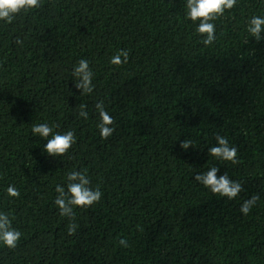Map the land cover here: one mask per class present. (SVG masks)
<instances>
[{
    "label": "trees",
    "instance_id": "obj_1",
    "mask_svg": "<svg viewBox=\"0 0 264 264\" xmlns=\"http://www.w3.org/2000/svg\"><path fill=\"white\" fill-rule=\"evenodd\" d=\"M186 4L41 0L0 21V212L21 232L16 248L0 243V264H264V40L247 32L264 0H237L212 21L208 46ZM120 50L128 63L111 64ZM81 59L93 71L91 94L75 87ZM101 101L115 121L107 139ZM41 123L74 132L66 155L44 151L31 131ZM217 135L237 148L239 164L209 155ZM184 140L193 147L182 149ZM213 166L241 183L236 198L194 179ZM84 169L101 200L62 217L55 188L67 190V174Z\"/></svg>",
    "mask_w": 264,
    "mask_h": 264
},
{
    "label": "clouds",
    "instance_id": "obj_2",
    "mask_svg": "<svg viewBox=\"0 0 264 264\" xmlns=\"http://www.w3.org/2000/svg\"><path fill=\"white\" fill-rule=\"evenodd\" d=\"M237 0H187L186 18L194 23L199 21L196 32L205 38L203 43L205 46L211 45L216 39V26L212 21L224 15L226 10H231L235 7ZM41 0H0V21L11 24L15 17L22 11L27 12L31 9L39 8ZM247 32L257 41L264 40V17L253 16L247 27ZM17 43H22L17 39ZM129 52L127 50L118 51L111 57L110 63L116 66H121L128 63ZM72 75L76 78L75 87L80 90L81 94H91L94 90L92 84L93 71L86 59L78 61V65L73 69ZM86 105H79V116L84 119L88 118V112L85 110ZM98 112L100 123L97 125L99 134L102 139L109 138L115 131V121L112 116L105 110L103 101L95 105ZM58 127V126H56ZM32 134L44 138L47 143L44 145V151L53 157L64 156L76 143V137L73 131H67L64 134L54 133L53 126L47 123L35 124L32 126ZM50 137V138H49ZM217 144L211 147L209 155L222 161L239 164L237 159L238 150L234 146H230L226 137L216 136ZM190 146L193 147L192 141L184 140L180 147L187 150ZM218 167H211L208 171L202 174H197L194 179L202 184L205 188L211 190L212 193L228 199L236 198L243 190L241 183L231 180L227 173L218 175ZM67 190L64 186L57 185L55 192L57 196L54 200L55 205L59 209V214L62 217L75 219L74 208H89L93 204L101 200L103 193L97 186L93 189L90 186V180L87 178V170L72 171L67 174ZM7 194L10 197L19 198L20 192L14 185H9ZM258 196L253 195L241 205V212L244 215L249 214L255 206ZM77 225L71 223L68 226V235H74L77 230ZM21 238V232L12 227V219L8 213L0 212V243L7 246L9 249L17 247L18 241ZM119 244L122 247H128V241L121 239Z\"/></svg>",
    "mask_w": 264,
    "mask_h": 264
}]
</instances>
